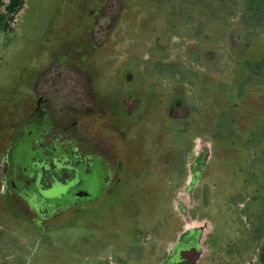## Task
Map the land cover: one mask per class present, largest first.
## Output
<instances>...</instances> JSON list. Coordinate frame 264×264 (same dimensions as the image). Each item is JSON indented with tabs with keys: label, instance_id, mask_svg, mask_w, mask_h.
Here are the masks:
<instances>
[{
	"label": "rangeland",
	"instance_id": "1",
	"mask_svg": "<svg viewBox=\"0 0 264 264\" xmlns=\"http://www.w3.org/2000/svg\"><path fill=\"white\" fill-rule=\"evenodd\" d=\"M253 3L16 1L0 23V264H163L186 231L195 264H260L264 84L247 64L264 58V32L248 41L243 22ZM49 64L88 77L105 120L130 123L133 150L114 194L34 227L11 210L2 168Z\"/></svg>",
	"mask_w": 264,
	"mask_h": 264
},
{
	"label": "flooded vegetation",
	"instance_id": "2",
	"mask_svg": "<svg viewBox=\"0 0 264 264\" xmlns=\"http://www.w3.org/2000/svg\"><path fill=\"white\" fill-rule=\"evenodd\" d=\"M54 65L40 72L31 102L22 103L2 168L11 210L34 227L114 194L133 150L123 129L130 123L105 120L88 77ZM89 184L95 193L82 189ZM56 187L62 190L53 193ZM189 233L179 236L163 264H195L198 240Z\"/></svg>",
	"mask_w": 264,
	"mask_h": 264
},
{
	"label": "trees",
	"instance_id": "3",
	"mask_svg": "<svg viewBox=\"0 0 264 264\" xmlns=\"http://www.w3.org/2000/svg\"><path fill=\"white\" fill-rule=\"evenodd\" d=\"M245 30L254 31V40L259 34L264 32V0H254L253 6L247 17L243 19ZM247 67L253 77H256V85L264 84V58L255 63H248ZM259 263L264 264V245L261 247L258 255Z\"/></svg>",
	"mask_w": 264,
	"mask_h": 264
},
{
	"label": "crops",
	"instance_id": "4",
	"mask_svg": "<svg viewBox=\"0 0 264 264\" xmlns=\"http://www.w3.org/2000/svg\"><path fill=\"white\" fill-rule=\"evenodd\" d=\"M16 1L17 0H0V23H1V20H3L5 18L4 19L5 22H3V27H5L7 25L9 19H12L14 17L13 12H11V10L15 7ZM3 235H4V233H3ZM3 235H2V237L4 239ZM5 243H6V241H5ZM1 247L3 248L2 243L0 242V248Z\"/></svg>",
	"mask_w": 264,
	"mask_h": 264
},
{
	"label": "water",
	"instance_id": "5",
	"mask_svg": "<svg viewBox=\"0 0 264 264\" xmlns=\"http://www.w3.org/2000/svg\"><path fill=\"white\" fill-rule=\"evenodd\" d=\"M182 239H184V238H182ZM191 256H192V259L193 260H195L196 258H197V256H198V250H197V248H194L193 250H192V252H191ZM193 264V263H192Z\"/></svg>",
	"mask_w": 264,
	"mask_h": 264
}]
</instances>
